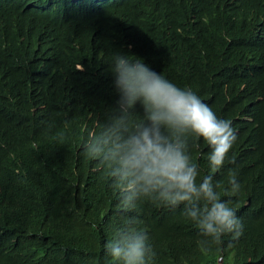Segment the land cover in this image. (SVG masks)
Wrapping results in <instances>:
<instances>
[{
    "label": "trees",
    "instance_id": "obj_1",
    "mask_svg": "<svg viewBox=\"0 0 264 264\" xmlns=\"http://www.w3.org/2000/svg\"><path fill=\"white\" fill-rule=\"evenodd\" d=\"M117 53L232 122L234 163L213 179L225 199L236 173L239 237L203 250L183 205L117 213L80 147L113 108ZM209 151L202 139L191 147L201 176ZM129 217L153 264H264V0H0V264H112L103 245Z\"/></svg>",
    "mask_w": 264,
    "mask_h": 264
},
{
    "label": "clouds",
    "instance_id": "obj_2",
    "mask_svg": "<svg viewBox=\"0 0 264 264\" xmlns=\"http://www.w3.org/2000/svg\"><path fill=\"white\" fill-rule=\"evenodd\" d=\"M115 94L107 119L81 136L80 147L108 180L118 214L140 203L175 209L198 230L200 247L210 251L225 235L243 231L236 210L229 206L240 190L236 173L229 176L222 199L213 176L237 139L232 122L222 119L188 87H178L142 59L117 53L109 69ZM140 113V115H137ZM67 137L59 135L58 142ZM208 146L210 174L201 176L191 147ZM129 217L103 245L112 264H153L156 252L148 233Z\"/></svg>",
    "mask_w": 264,
    "mask_h": 264
}]
</instances>
